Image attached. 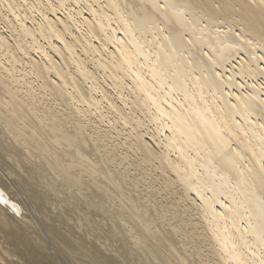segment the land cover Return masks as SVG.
<instances>
[{
    "label": "bare ground",
    "instance_id": "6f19581e",
    "mask_svg": "<svg viewBox=\"0 0 264 264\" xmlns=\"http://www.w3.org/2000/svg\"><path fill=\"white\" fill-rule=\"evenodd\" d=\"M0 25L4 177L122 235L108 258L50 220L68 263L264 264V0H0ZM3 179L0 264H47Z\"/></svg>",
    "mask_w": 264,
    "mask_h": 264
},
{
    "label": "rangeland",
    "instance_id": "374dc122",
    "mask_svg": "<svg viewBox=\"0 0 264 264\" xmlns=\"http://www.w3.org/2000/svg\"><path fill=\"white\" fill-rule=\"evenodd\" d=\"M1 26V25H0ZM2 27V26H1ZM0 178H4L2 181L5 183V189H3L6 193H4L3 191V193H1V194H4V196H6L7 195V197H9V198H11V199H13L14 201H16L19 205H21L22 206V208H24V211H26V212H22L24 215H22V213H21V215L19 214H17V213H20L19 212V209H17L18 208V206L19 205H13V206H15V207H12L11 205H9L10 206V210H11V212L13 213V211L12 210H14V209H17V211L16 210H14V211H16V215L17 216H19V217H17L16 216V220H17V218H19V220H17V221H19V222H17L18 224H20V225H27L30 229H29V231H27L28 233H29V235L31 234L32 236L31 237H33L34 239H38V240H42L41 242L43 243V245H44V247H45V253H48V258L49 259H47L46 258V260H45V262L48 264L49 262H51V264H71V263H68L67 261H66V259H65V251H63V250H61V249H59V250H57V248L56 247H54L53 245H52V243H51V241H50V239L48 238V235H47V232H46V230H45V226H49L52 222H55L56 223V225H59L60 227H61V231H63V233H65V235H69V237H72V239H73V236H74V234H75V236H74V238H76L75 239V241H77L78 242V247L80 248V250L82 251V252H87V253H93V251H94V253L93 254H100L102 251H104L105 252V254H104V252H102L101 253V255L102 256H105V257H108V258H114V256L116 255V256H125V255H123V249L122 248H124V245L122 244L123 242V239H122V235L120 234H114V233H112V228H111V225L110 224H108L109 222H107V221H105V219H103V217L100 215V213L95 209V208H93V207H89V206H85L84 204H82L80 201L79 202H77L78 200H73V199H71V200H69L70 199V197L67 199L66 198V196L65 195H63V194H61V197H60V199L62 198V200L60 201V200H54V198L52 197V198H47L46 199V205L44 204V202L42 203V205H41V209H36L35 210V207L31 204V200L29 199V197H28V195H26L25 194V192H24V190L23 189H21V186L23 187V184H22V182L20 181V180H17V179H19V178H12L10 181L9 180H6V178L4 177V173H5V171L7 172V170H6V168L4 167V166H2V165H0ZM2 174V175H1ZM6 181V182H5ZM13 181V182H12ZM7 182H9V183H7ZM11 182V183H10ZM7 184V185H6ZM11 184V185H10ZM9 185V186H8ZM8 186V187H7ZM10 186L12 187V188H10ZM19 186V187H18ZM16 188V189H15ZM13 191H12V190ZM11 191V192H10ZM23 191V192H22ZM14 193V194H13ZM22 193V194H21ZM6 194V195H5ZM22 195V196H21ZM63 196V197H62ZM16 200H15V199ZM65 199V200H64ZM21 200V201H20ZM24 200V201H23ZM25 201H26V203H25ZM22 202V203H21ZM75 203V204H72V203ZM30 203V204H29ZM70 203V204H69ZM77 203H78V205H77ZM8 204V203H7ZM23 204V205H22ZM44 204V205H43ZM57 204V205H56ZM31 205V206H30ZM59 205V206H58ZM71 205H73V206H71ZM75 205H77V206H75ZM47 206V207H46ZM48 206H50V207H48ZM62 206V207H61ZM17 207V208H16ZM30 207V208H29ZM55 207V208H54ZM56 207H57V209H56ZM58 207H59V211H58ZM70 207V208H69ZM72 207V208H71ZM83 207V208H82ZM13 208V209H12ZM50 208H53V209H50ZM68 208V209H67ZM75 208H77V209H75ZM92 208V209H91ZM28 209V210H27ZM31 209V210H30ZM51 211H50V210ZM38 210V211H37ZM74 210H76V211H74ZM81 210V211H80ZM28 211V212H27ZM43 211V212H42ZM54 211V212H53ZM62 211V212H61ZM73 211L74 212H76V213H74L73 214ZM78 211H79V213H78ZM35 214H34V213ZM51 212V213H50ZM56 212V213H55ZM80 212H81V214H80ZM28 214V215H25V214ZM63 214V215H62ZM66 214H69V215H66ZM72 214V215H71ZM79 214V215H78ZM91 214V215H90ZM32 215V216H31ZM35 215V216H34ZM47 215V216H46ZM51 215V216H50ZM60 215V216H59ZM75 215V216H74ZM82 217H81V216ZM15 216V215H14ZM23 216V219H22V221L20 220L21 219V217ZM30 218H29V217ZM39 216H41V217H39ZM48 216H49V218H48ZM56 216V217H55ZM66 216V217H65ZM93 216V217H92ZM96 216V217H95ZM34 217V218H33ZM37 217H39L40 219H38ZM88 217V218H87ZM35 218H37V219H35ZM41 218H43V219H41ZM45 218H47V219H45ZM62 218V219H61ZM64 218V219H63ZM74 218V219H73ZM92 218V219H91ZM101 218V219H100ZM59 220L60 219V222H56L57 220ZM67 221H66V220ZM69 219V220H68ZM78 219V220H77ZM88 219V220H87ZM95 219H97V220H95ZM25 220V221H24ZM38 220V221H37ZM52 222H51V221ZM73 220V221H72ZM93 220V221H92ZM101 220V221H100ZM104 220V221H103ZM29 222V224H27L28 222ZM34 221H36V222H34ZM41 221V222H40ZM64 221V222H63ZM71 221V222H70ZM83 221V222H82ZM85 221V222H84ZM87 221V222H86ZM23 222V223H22ZM31 222H32V226H31ZM34 222V223H33ZM38 222V223H37ZM50 222V223H49ZM69 223V224H66V223ZM72 222H73V224H72ZM77 222V223H76ZM80 224H79V223ZM94 222V223H93ZM101 222V223H100ZM64 223V224H63ZM83 223L85 224V225H83ZM97 223H99V224H97ZM103 223V224H102ZM36 224V225H35ZM44 224V225H43ZM77 224H79V225H77ZM87 224V225H86ZM38 225V226H37ZM83 225V226H82ZM88 225H89V227H88ZM95 226V228H94V226ZM104 225V226H103ZM110 225V226H109ZM33 226H35V227H33ZM73 226V227H72ZM77 226V227H76ZM91 226V227H90ZM39 227V228H38ZM80 227V228H79ZM84 227V228H83ZM85 227L87 228L86 230H82V229H85ZM99 227L100 228V232H99V228H98V232L96 231L97 230V228ZM67 228V229H66ZM69 228V229H68ZM72 228H75V230H79V231H75L74 229H72ZM79 228V229H78ZM104 228H105V230H104ZM63 229V230H62ZM72 229V230H71ZM38 230H40L41 231V235H39L40 234V232L38 231ZM65 230H68V231H66L65 232ZM90 230V231H89ZM109 230V231H108ZM83 231V232H82ZM85 231V232H84ZM93 231H94V233H93ZM106 231V232H105ZM39 232V233H38ZM72 232V233H71ZM75 232H80V234H79V236L81 237H78L77 238V236H78V234L77 233H75ZM82 232V233H81ZM89 232V233H88ZM96 232V233H95ZM27 233V234H28ZM69 233V234H68ZM74 233V234H73ZM100 233V234H99ZM104 233V234H103ZM37 234H38V236H37ZM72 234V235H71ZM76 234H77V236H76ZM101 234H102V236H101ZM1 237H0V240L2 241V242H5L4 244H6L7 246H8V244H7V241L4 239V237H2V235H0ZM41 236V237H40ZM84 236H85V238H84ZM115 236V237H114ZM118 236H120V237H118ZM43 237L45 238V239H43ZM86 237H89V238H86ZM100 237H102V238H100ZM2 238V239H1ZM47 238V239H46ZM107 238V239H106ZM112 238V239H111ZM115 238V239H114ZM4 239V240H3ZM87 239V240H86ZM110 241H109V240ZM122 239V240H121ZM43 240H45V241H43ZM91 240V241H90ZM114 240V241H113ZM121 240V241H120ZM49 241V242H48ZM120 241V242H119ZM86 242V243H85ZM96 242H97V244H96ZM113 242V243H112ZM111 243V244H110ZM118 243V244H117ZM47 244V245H46ZM50 244V245H49ZM93 244H95V245H93ZM102 244H103V246H102ZM97 245V246H96ZM93 246L95 247L96 246V248H93ZM49 249H48V248ZM101 247V248H100ZM107 247V248H106ZM51 248V249H50ZM115 248V249H114ZM55 249V250H54ZM101 250V252H98V251H100ZM108 249V250H107ZM51 250V251H50ZM58 251V252H57ZM109 253H108V252ZM51 252L53 253V254H51ZM107 253V254H106ZM62 254V255H61ZM17 254L15 253V256H16ZM52 255V256H51ZM60 255V256H59ZM111 255H113V257L111 256ZM65 256V257H64ZM111 256V257H110ZM64 257V258H63ZM130 260V259H129ZM126 261V264H130L129 262H131L132 264H136L135 262H133V261ZM13 263H16V264H23V262L22 261H16V258H14L13 259V261H12ZM20 262V263H19Z\"/></svg>",
    "mask_w": 264,
    "mask_h": 264
}]
</instances>
